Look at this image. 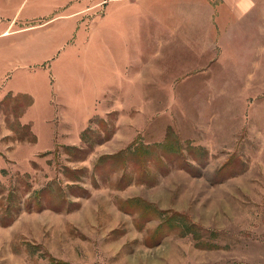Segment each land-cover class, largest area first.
Here are the masks:
<instances>
[{"label":"rangeland","instance_id":"374dc122","mask_svg":"<svg viewBox=\"0 0 264 264\" xmlns=\"http://www.w3.org/2000/svg\"><path fill=\"white\" fill-rule=\"evenodd\" d=\"M216 2L0 0V86L32 64L71 113L114 98L79 144L0 153V264H264V87L226 86L223 39L191 47L193 10L202 37ZM25 104L0 113L34 140Z\"/></svg>","mask_w":264,"mask_h":264},{"label":"crops","instance_id":"0c3cea01","mask_svg":"<svg viewBox=\"0 0 264 264\" xmlns=\"http://www.w3.org/2000/svg\"><path fill=\"white\" fill-rule=\"evenodd\" d=\"M215 17L220 23V27L213 29L209 25L208 30L203 32L202 37H196V33H198L197 29L199 28V18L193 10L191 16V47L194 54L196 56L202 54L201 56H203L204 52L199 43L201 38L205 39L207 36V38L213 39L217 36L224 40V54L226 57L228 56L226 63H230V65L235 64L239 68L237 70L239 71L240 79L234 77L232 81H227L226 86L238 85L245 89L263 88L264 0H218L216 2ZM237 40L239 41L238 44ZM176 55L178 56V54ZM0 60V66L6 67L7 58L0 56ZM20 65L23 66L22 63ZM27 66H24L28 75L26 81L17 79L7 88L0 86V102L7 96L9 98L12 96L16 103H22V105L23 101H26L24 105L26 108L22 110L18 121L21 126L29 127L35 139L19 140L13 138L14 130L8 126V121L4 117L5 115L3 116L0 113L1 156L8 153L9 157L19 159L20 156H25V153L33 154L52 150L59 141L72 145L79 144L81 134L87 128L89 119L92 118L93 114L106 113L114 108V98L109 101L104 97V93L99 94L101 100L97 101V97H92L93 100L90 102V105L81 104L79 110L73 106L72 110L75 113H71L69 107H66L64 102L60 101L55 106L51 95L49 93L41 95L39 84L37 85V83L31 81V76H35L36 74H31L32 64L28 68ZM33 70L35 69L33 68ZM235 70L229 69L231 72ZM111 71L113 73V83L112 86L106 88H119L123 72L118 60L113 61L112 59ZM253 71L256 72L255 77L250 76V74L245 76L243 74ZM149 78L150 76L148 75L145 78V82H150L151 79ZM109 104H112L111 109Z\"/></svg>","mask_w":264,"mask_h":264},{"label":"bare ground","instance_id":"6f19581e","mask_svg":"<svg viewBox=\"0 0 264 264\" xmlns=\"http://www.w3.org/2000/svg\"><path fill=\"white\" fill-rule=\"evenodd\" d=\"M9 33V31L8 32H5V34L7 35Z\"/></svg>","mask_w":264,"mask_h":264}]
</instances>
